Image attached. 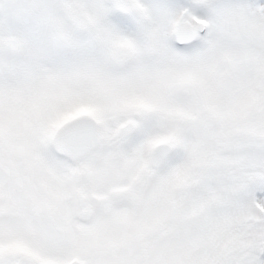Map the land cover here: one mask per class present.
Listing matches in <instances>:
<instances>
[{
	"label": "snow or ice",
	"instance_id": "obj_1",
	"mask_svg": "<svg viewBox=\"0 0 264 264\" xmlns=\"http://www.w3.org/2000/svg\"><path fill=\"white\" fill-rule=\"evenodd\" d=\"M0 264H264V0H0Z\"/></svg>",
	"mask_w": 264,
	"mask_h": 264
}]
</instances>
